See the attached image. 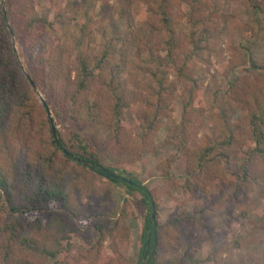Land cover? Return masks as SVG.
Returning a JSON list of instances; mask_svg holds the SVG:
<instances>
[{"label": "trees", "instance_id": "1", "mask_svg": "<svg viewBox=\"0 0 264 264\" xmlns=\"http://www.w3.org/2000/svg\"><path fill=\"white\" fill-rule=\"evenodd\" d=\"M140 1V8L147 7L150 16L156 17V24H152L150 30L163 35L161 42L168 57L165 65L171 66L179 40L170 15L176 4L184 1L190 7L189 23H204L198 0H161L157 4ZM37 3L38 0H23L19 5L9 6L6 15L27 71L51 107L55 125L69 119L106 127L123 154L116 167H109L103 164L94 143L78 132L70 133L65 140L57 128L60 143L56 142L46 108L21 70L9 36L0 30V264H44L49 259L54 260V264H114L113 258L104 253L103 242H115L114 255L122 256L119 251L129 243L130 230L125 217L133 215L132 202L126 200L120 216L112 222L101 213L90 214L82 202L106 195L107 187L112 184L137 193L151 211L158 205L157 192L145 188L127 168L143 153L145 140L137 143L123 122L122 110L128 109L146 134L158 132L163 126L170 85L166 74L158 68L152 72L149 96L127 87L122 77L123 67L114 60L112 49L73 60V47L59 39L51 42L47 38L56 26L38 15ZM49 3L50 11L55 10L56 15H62L67 9L56 0ZM247 5L255 13L259 8L252 2ZM129 15L131 12L127 13L130 23ZM3 19L6 22L5 14ZM151 37L145 36L138 53L147 51ZM247 51L248 71L259 78L263 86L254 106L246 104L243 108L248 119L245 152L237 160L227 151L236 140L238 124L228 113L222 115L228 136L219 143L208 139L191 147L181 124L176 131L167 132V139L177 149L176 154L156 167L169 187L195 197L215 183L220 188L234 186L237 196L253 180L264 179V56ZM183 62L177 73L187 78L186 59ZM73 156L93 166H85ZM98 167L106 168L113 175ZM67 217L77 224L69 222ZM180 222L175 219L159 224L152 216L148 218V235L139 264H156L153 255L179 252L188 235ZM78 226H88V230L94 232L95 237L84 239L88 248L70 242L80 231ZM260 260L264 262V248ZM259 261L258 264H262ZM169 264L198 263L189 255L179 263Z\"/></svg>", "mask_w": 264, "mask_h": 264}, {"label": "rangeland", "instance_id": "2", "mask_svg": "<svg viewBox=\"0 0 264 264\" xmlns=\"http://www.w3.org/2000/svg\"><path fill=\"white\" fill-rule=\"evenodd\" d=\"M22 1L0 0V30L9 36L21 70L29 74L6 15L9 6L19 5ZM160 1L147 0L151 4ZM56 2L62 8L67 7L62 15H56L55 10L50 11L49 0H38L37 13L56 26L54 32L48 33L49 41L59 39L61 43H68L74 48L73 60L112 49L114 60L123 67L122 77L126 86L144 91L147 96L153 82L152 72L160 68L166 74L170 91L162 117L163 126L158 132L146 134L144 128L135 122L133 114L128 109L122 110L123 122L137 143L145 140L143 153L135 157V161L127 168L132 170L133 177L145 188L157 192L159 201L154 206L155 223L164 224L179 219L181 226L188 231L187 241L178 253L161 254L159 257L153 255L155 263H179L183 257L192 255L198 264H251L252 261L258 264L264 248L263 178L253 180L237 196L234 195V186L220 188L213 183L206 192L190 197L181 189L169 187L156 167L176 154L177 149L167 139V132L176 131L181 124H184L191 147L199 146L208 139L216 143L225 140L228 132L222 117L224 113L238 122L235 127L236 140L227 151L237 160L245 152L248 119L243 108L246 104H250L251 108L254 106L257 93L263 86L259 78L248 71L247 50L264 56V0H198L205 22L197 24L188 21V14L191 13L188 4L184 1L181 5L176 4L170 18L179 42L175 62L170 63L171 66L168 63L165 65L168 57L165 45L161 42L163 35L150 30L152 24H156V17L150 16L147 7L140 8L142 1ZM247 2L259 6L255 9L256 13ZM129 12L132 18L130 23L127 21ZM145 36H152L147 42L148 49L138 53V46L145 41ZM185 59L187 78L177 73ZM191 90L193 93H190ZM51 113L55 122L52 110ZM56 127L65 140L72 132L82 134L94 143L104 165H118L123 149L113 139L108 128L75 123L69 119L58 121ZM109 185L106 195L84 200L82 205L90 214L101 213L112 222L120 216L125 201L132 202L133 215L125 217L130 230L128 247L122 248L119 251L122 256L117 257L114 255L115 242L105 240L103 250L113 258L114 264H139L148 235L146 225L152 211L142 203L137 193L125 187ZM67 220L77 224L71 217H67ZM78 228L80 231L72 236L70 242L88 248L84 239L93 237L94 232H90L88 226ZM148 255L146 253L144 256ZM259 262L264 264L261 260ZM44 264H54V260L49 259Z\"/></svg>", "mask_w": 264, "mask_h": 264}, {"label": "water", "instance_id": "3", "mask_svg": "<svg viewBox=\"0 0 264 264\" xmlns=\"http://www.w3.org/2000/svg\"><path fill=\"white\" fill-rule=\"evenodd\" d=\"M27 80L29 81V83L31 84L32 88L37 92L42 104L44 105V107L46 108V111H47V115L50 117V120H51V130H52V133H53V136L56 140L57 143H60V138L58 136V131H57V127L55 125V122H54V119L52 117V113H51V110L47 104V102L45 101V99L42 97V95L38 92L37 90V85L35 84V82L32 80V78L30 77L29 74H25ZM66 153H69L68 151H65ZM73 158H75V160L77 162H80L82 164H84L85 166H93V163L89 162V161H86V160H83V159H80L76 156H73ZM99 169H101L103 172H107L109 173V171L104 168V167H98ZM111 174V173H109ZM113 175V174H111ZM152 220L155 222V208L153 207V211H152Z\"/></svg>", "mask_w": 264, "mask_h": 264}]
</instances>
